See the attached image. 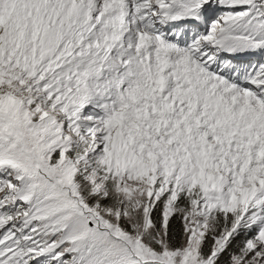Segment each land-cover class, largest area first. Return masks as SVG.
<instances>
[{"label":"snow or ice","instance_id":"obj_1","mask_svg":"<svg viewBox=\"0 0 264 264\" xmlns=\"http://www.w3.org/2000/svg\"><path fill=\"white\" fill-rule=\"evenodd\" d=\"M0 264H264V0H0Z\"/></svg>","mask_w":264,"mask_h":264}]
</instances>
